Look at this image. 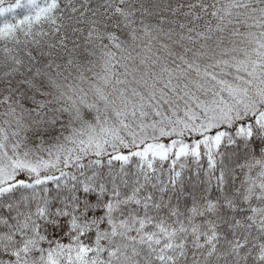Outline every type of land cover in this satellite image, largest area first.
I'll use <instances>...</instances> for the list:
<instances>
[{
	"label": "snow or ice",
	"instance_id": "1",
	"mask_svg": "<svg viewBox=\"0 0 264 264\" xmlns=\"http://www.w3.org/2000/svg\"><path fill=\"white\" fill-rule=\"evenodd\" d=\"M0 264H264V0H0Z\"/></svg>",
	"mask_w": 264,
	"mask_h": 264
}]
</instances>
